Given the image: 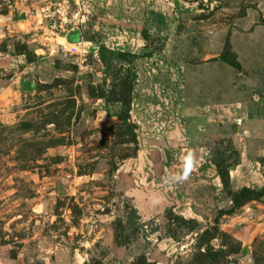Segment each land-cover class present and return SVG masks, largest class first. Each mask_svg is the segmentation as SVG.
Wrapping results in <instances>:
<instances>
[{"label":"rangeland","instance_id":"obj_1","mask_svg":"<svg viewBox=\"0 0 264 264\" xmlns=\"http://www.w3.org/2000/svg\"><path fill=\"white\" fill-rule=\"evenodd\" d=\"M0 88V264H264V0H0Z\"/></svg>","mask_w":264,"mask_h":264},{"label":"trees","instance_id":"obj_2","mask_svg":"<svg viewBox=\"0 0 264 264\" xmlns=\"http://www.w3.org/2000/svg\"><path fill=\"white\" fill-rule=\"evenodd\" d=\"M100 58L104 65L107 64L109 59H113V60L129 61V64L133 66L136 60L139 58V55L126 53V52H115L106 47H103L100 50ZM135 76H136V73L134 74V77ZM120 102L122 104L123 113L129 118L130 104L125 99H121ZM223 144H226V146H223ZM223 144H219L215 146L214 152L212 154L211 162L217 170V173L222 182L223 188L226 190L231 181L230 168L233 166H239L241 164V156L231 139H224ZM233 193H234V197H233L234 207L233 208L240 205V203L244 200H251L255 198V196L260 197L263 195L261 192H257L248 187H243ZM172 215L174 217H177L175 216V214H172ZM184 221L185 223H188V224L191 223L193 227H197L198 225L197 221L195 220H190V221L184 220ZM120 226H121L120 221L116 220L113 223V230H114L113 246L115 248H120L124 246L123 244H120L119 242L120 237L118 235V231L119 229H121ZM126 226L128 230L140 232L142 234V238L144 239L146 243H148L151 235L155 234L158 231V227L150 229V230L148 229L145 222L142 221L137 208L135 207L129 208ZM94 262L95 261L93 260L91 264H95Z\"/></svg>","mask_w":264,"mask_h":264},{"label":"built area","instance_id":"obj_3","mask_svg":"<svg viewBox=\"0 0 264 264\" xmlns=\"http://www.w3.org/2000/svg\"><path fill=\"white\" fill-rule=\"evenodd\" d=\"M2 109V107H0V117L4 114V113H2L1 110Z\"/></svg>","mask_w":264,"mask_h":264},{"label":"crops","instance_id":"obj_4","mask_svg":"<svg viewBox=\"0 0 264 264\" xmlns=\"http://www.w3.org/2000/svg\"><path fill=\"white\" fill-rule=\"evenodd\" d=\"M5 91V89H3V88H0V92H4ZM2 101V100H1ZM232 173V172H231Z\"/></svg>","mask_w":264,"mask_h":264},{"label":"bare ground","instance_id":"obj_5","mask_svg":"<svg viewBox=\"0 0 264 264\" xmlns=\"http://www.w3.org/2000/svg\"><path fill=\"white\" fill-rule=\"evenodd\" d=\"M231 175H232V173H231Z\"/></svg>","mask_w":264,"mask_h":264}]
</instances>
